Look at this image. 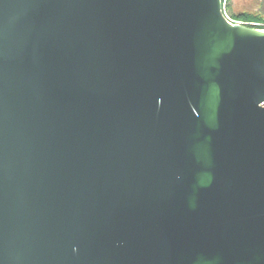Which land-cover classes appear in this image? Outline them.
Instances as JSON below:
<instances>
[{"label": "water", "instance_id": "water-1", "mask_svg": "<svg viewBox=\"0 0 264 264\" xmlns=\"http://www.w3.org/2000/svg\"><path fill=\"white\" fill-rule=\"evenodd\" d=\"M0 264H264V28L0 0Z\"/></svg>", "mask_w": 264, "mask_h": 264}, {"label": "rangeland", "instance_id": "rangeland-1", "mask_svg": "<svg viewBox=\"0 0 264 264\" xmlns=\"http://www.w3.org/2000/svg\"><path fill=\"white\" fill-rule=\"evenodd\" d=\"M263 3L264 0H227V15L248 13L264 18Z\"/></svg>", "mask_w": 264, "mask_h": 264}, {"label": "trees", "instance_id": "trees-1", "mask_svg": "<svg viewBox=\"0 0 264 264\" xmlns=\"http://www.w3.org/2000/svg\"><path fill=\"white\" fill-rule=\"evenodd\" d=\"M226 1L227 0H222V11L225 17L229 21L233 23H240V24L247 25L250 27L264 28V18L260 16L252 15L248 13L227 15ZM263 7H264V3H263Z\"/></svg>", "mask_w": 264, "mask_h": 264}, {"label": "built area", "instance_id": "built-area-1", "mask_svg": "<svg viewBox=\"0 0 264 264\" xmlns=\"http://www.w3.org/2000/svg\"><path fill=\"white\" fill-rule=\"evenodd\" d=\"M232 24H233V22H232Z\"/></svg>", "mask_w": 264, "mask_h": 264}]
</instances>
